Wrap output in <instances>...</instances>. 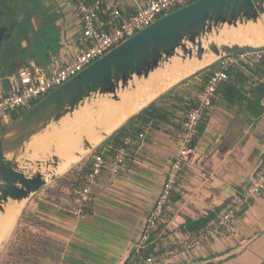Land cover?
<instances>
[{"label":"crops","instance_id":"0c3cea01","mask_svg":"<svg viewBox=\"0 0 264 264\" xmlns=\"http://www.w3.org/2000/svg\"><path fill=\"white\" fill-rule=\"evenodd\" d=\"M43 1V14L35 13L14 37L20 43L18 53L21 55L17 60L10 57L0 62L2 90L7 89L8 75L19 67L37 64L55 68L82 46L79 42L81 24L68 0ZM116 1L126 15L134 13L148 0ZM53 3L58 4L59 13L52 12ZM46 15L48 19L58 17L56 31H52V27L47 29L50 22L43 21ZM16 21L18 24V19ZM29 27L36 32L41 30L42 34V38L36 40L37 46L31 49L28 47L34 39L30 37ZM231 82L245 96L253 97L252 83L248 81L245 86L242 81ZM261 104L264 107V99ZM205 122L196 155L186 164L174 195L179 199H172L162 217L156 235L158 249L197 233L183 230L189 219L215 215L210 223L215 221L230 200L248 187L256 173L264 168V112L255 115L248 99L232 103L224 92H219ZM165 126L152 128L144 140L134 141L125 168L118 175L110 171L112 155L106 150L109 138L98 148L105 153L108 164L96 180L85 217L72 214L73 202L71 196L65 194L67 188L63 192L48 189L42 192V197L30 202L25 210L27 220L39 223L30 229L49 238L52 245L44 248L45 256H34L20 264H133L136 258L132 248L142 234L177 152V139L168 134L174 135L177 129L169 124ZM144 130L145 127L137 134ZM164 264H264V191L218 234Z\"/></svg>","mask_w":264,"mask_h":264},{"label":"water","instance_id":"95a60500","mask_svg":"<svg viewBox=\"0 0 264 264\" xmlns=\"http://www.w3.org/2000/svg\"><path fill=\"white\" fill-rule=\"evenodd\" d=\"M5 6L0 4L1 12ZM263 20L264 0H196L140 30L51 92L0 136V214L11 203L31 200L99 144L84 139L85 154L76 153L81 159L64 173L58 172L63 160L56 153L54 135L66 119L75 120L89 107L97 109L101 100L119 102L120 91L134 89L136 80H147L175 61L184 65L211 55L217 62L264 47L227 42L224 36L226 31L257 27ZM110 135L105 133L102 140Z\"/></svg>","mask_w":264,"mask_h":264},{"label":"built area","instance_id":"2783aa9c","mask_svg":"<svg viewBox=\"0 0 264 264\" xmlns=\"http://www.w3.org/2000/svg\"><path fill=\"white\" fill-rule=\"evenodd\" d=\"M194 1L196 0H148L134 13L125 15L119 8L120 2L116 0H68L81 24L79 38L81 48L58 67L50 69L42 65L29 64L8 75L7 89L0 88V127H8L40 100L140 30ZM261 65L264 66V47L232 54L217 61V68L208 76L195 105L188 110L176 136L177 152L161 193L145 220L142 234L132 248V254H138L133 264H164L184 251L195 249L235 221L250 202L264 191L262 168L256 173L250 185L230 200L215 221L201 231L179 239L170 247L159 249L155 254L143 255L145 249L157 241L156 235L165 210L179 187L186 164L196 155L195 142L199 127L213 108L221 86L230 81L233 70L249 71ZM261 81L264 82V76ZM150 128V124H147L145 130L139 134L130 130L119 144L115 143L106 149L112 153L110 170L113 174L118 175L122 172L130 146L137 138L144 140ZM107 164L103 151L93 154L91 165L72 200V214L75 217H85L88 214L87 207L92 202L96 180Z\"/></svg>","mask_w":264,"mask_h":264},{"label":"trees","instance_id":"16d2710c","mask_svg":"<svg viewBox=\"0 0 264 264\" xmlns=\"http://www.w3.org/2000/svg\"><path fill=\"white\" fill-rule=\"evenodd\" d=\"M216 65L217 63H215L214 66L207 67L200 72H197L195 75L189 78L190 80L193 79V77L197 78L196 81L200 84L199 92L202 91L208 76L212 73ZM206 70H209V72L207 73L205 80L203 81L202 79L200 80V78L198 79V75ZM263 76V65L249 71L240 69L233 70L231 72L230 81L223 84L219 92H224V95L232 103H235L242 98L248 99V101L252 103L253 113L255 115H260L264 112V107L261 104L262 99H264V82L261 81ZM189 79L176 86H173L164 94L158 96L148 106L143 108L137 115L131 117L129 121L126 122V124L115 131L108 140H112V142L115 143H120L130 130L133 133H138L144 127H146L147 124H150L151 126L149 130L152 128L163 129L166 127V124L172 125L177 129L175 131V135L177 136L179 130L181 129L182 121H185L188 110L194 106L197 101L195 94H192L190 97L187 96L190 94L189 91H186L188 89L186 86L190 85L191 83ZM231 80L242 81L245 83V86L248 81L252 83L254 85V88L252 87L251 90L253 97L248 98V96H245L242 90L237 88V86L233 84ZM205 125L206 122L204 120L199 127V134L195 142L196 144L198 143L199 138L205 129ZM3 129L4 128H2V130ZM88 167L89 166H83L79 170L78 168L72 170L73 173L71 175L77 176L75 181L70 177L68 178V176L66 178H60L57 180L58 183H61V185L69 189L68 192L72 200L75 191L82 184L84 172ZM172 199L178 200L179 197L173 196ZM88 208L89 207H87V210ZM215 217V215H210L198 220L189 219L184 225L183 230L186 232H199L205 228ZM36 225L38 226L39 223L36 222ZM51 243L52 241L49 238L42 236V234L34 232L30 228L20 226L19 219V222L13 232L11 248L8 251V258L5 264H20L22 262L31 260L34 256H45L46 252L44 248L48 246L50 247L52 245ZM158 250L157 243H153L149 245L147 249H145L143 255L146 256L153 252H157ZM133 256L138 257V254L135 253Z\"/></svg>","mask_w":264,"mask_h":264},{"label":"bare ground","instance_id":"6f19581e","mask_svg":"<svg viewBox=\"0 0 264 264\" xmlns=\"http://www.w3.org/2000/svg\"><path fill=\"white\" fill-rule=\"evenodd\" d=\"M258 27H247L244 31H226L227 42L240 44H251L255 46L264 45V20ZM242 32V34L238 33ZM213 56H206L202 61H188L182 65L175 61L174 65L167 66L165 70H159L149 79L136 80L134 89L120 91V101L101 100L97 109L89 107L78 113L75 120L66 121L71 130L58 140L56 153L62 158L63 163L58 167V172L64 173L71 163L78 161L81 157L76 153L85 154L82 149V141L88 139L91 143L97 144L102 140L105 133L110 134L118 128L131 115L138 113L148 106L158 96L177 85L184 78L196 73L214 62ZM64 146V147H63ZM66 147H70L67 149ZM37 150V149H36ZM24 202L11 203L6 213L0 214V246L7 241L22 214Z\"/></svg>","mask_w":264,"mask_h":264},{"label":"rangeland","instance_id":"374dc122","mask_svg":"<svg viewBox=\"0 0 264 264\" xmlns=\"http://www.w3.org/2000/svg\"><path fill=\"white\" fill-rule=\"evenodd\" d=\"M53 2V0H50ZM9 2V6H5L6 8H4V10L1 12L0 11V25L3 24L4 27L6 28H10V27H13V21L15 19H18V24L15 25V28H13V31H12V28L10 29V31H6L7 33L6 34H3L2 35V38L0 37V62H2L3 60L7 59V58H10L12 57V59L14 60H17L18 59V56L21 55V53H18L19 49V44L20 43H17L16 39L14 37H16V35L21 32V30L23 28H25V26H27L29 20L31 17H33V15H35V13H39V14H43V3L44 1L42 0V3H41V0H8ZM32 7V8H30ZM58 4L57 3H53V10L52 12H57L59 13V9H58ZM72 8V7H71ZM49 11V10H48ZM49 21L50 23L47 24V29H50V27H52V31H56V22L58 20V17L56 16H53L52 19L49 18L48 19V16L46 15V17L43 18V21ZM55 21V22H53ZM17 22V21H16ZM55 23V24H54ZM263 23H260V25H262ZM259 25V26H260ZM54 26V27H53ZM22 27V28H21ZM56 27V28H55ZM250 27H253V26H250ZM258 27V26H257ZM35 28V27H34ZM29 30L28 31L30 33V37L32 39H34V42L31 41L30 45H29V49H31L32 47L35 48L37 46V41L36 40H40V38H42V34H40L41 30H39V32H36L33 27H29ZM26 31V30H25ZM44 31V28H42V32ZM36 33H38L36 36ZM236 33V31L234 32ZM56 35L58 34V32L55 33ZM225 34V33H224ZM39 43V41H38ZM27 48V49H28ZM26 49V50H27ZM28 49V50H29ZM27 50V51H28ZM217 63V62H214V63H211L210 65L206 66L205 68L207 67H211V66H214V64ZM203 68V69H205ZM213 68V67H212ZM215 68H217V65L215 66ZM214 68V69H215ZM201 69V70H203ZM201 70L197 71V72H200ZM196 72V73H197ZM209 72V70H206L204 72H202L201 74L198 75V78H200V80L202 79L203 81L205 80V78L207 77V73ZM196 73L184 78L183 80H181L178 84L184 82L185 80H188L191 76L195 75ZM190 80V79H189ZM197 78L193 77V79H191V83L190 85L186 86V88H188L186 91H189L190 94H188L187 96H191L192 94H197L199 92V87H200V84L196 81ZM177 84V85H178ZM176 86V85H175ZM172 88V87H171ZM170 88V89H171ZM185 88V87H184ZM168 91V90H167ZM165 93V92H164ZM163 93V94H164ZM162 95V94H161ZM41 101V100H40ZM29 110V109H28ZM27 110V111H28ZM26 111V112H27ZM140 112V111H139ZM138 112V113H139ZM138 113H135L133 115H131L130 117H128L124 123H122L118 128L114 129L111 133L114 134L115 131H117L119 128H121L124 124H126V122L129 121V119L135 115H137ZM69 120V119H66L64 122H63V129L58 131L59 133H56L54 136H56L55 138V143L59 144L61 143L60 139L63 138V136L66 135V133H68L70 130H71V127L69 126V124L67 123L66 125V121ZM182 127V125H181ZM7 128V126L2 130V128L0 127V136L1 134L4 132V130ZM110 133V134H111ZM168 134L170 136H172V138H175L176 135H172L168 132ZM111 136V135H110ZM109 136V137H110ZM108 137V138H109ZM108 138H105L103 139L102 141H97V146L96 148L91 151L83 160H81L79 163H77L74 167H71L66 173H64L60 178H66L68 176V178L70 177L71 179H73L74 181L77 179V176L76 175H71L73 172L72 170L78 168L81 169L83 166H90L91 165V161H92V158H93V154L95 152L98 151V148L99 147H102L104 145V142L108 139ZM102 139V138H101ZM111 141V140H110ZM108 142V146L107 148L110 147V145H113L115 144V142ZM148 143V140L146 141ZM116 144H119V143H116ZM64 147V146H63ZM67 149H70V147H66ZM60 152L58 151L57 149V153ZM107 152H110L111 151H107ZM112 155V153H111ZM80 160V159H79ZM89 168V167H88ZM88 168L86 169V171L88 170ZM86 171L84 172V175L86 173ZM111 171V170H110ZM71 172V173H70ZM83 175V177H84ZM59 178V179H60ZM83 180V178H82ZM66 187H64L63 185H61V183H58L57 180L56 181H53L51 182L48 186L44 187L39 193H37L31 200L27 201L25 204H24V208H23V211H22V214L20 215V226L22 227H27V228H31L32 226H37L36 225V221L34 220H31V222H29V220H27V216H26V213H25V210H27V206L30 204V202H33L34 200L42 197V192L46 193V191L48 189H54L56 191H61L63 192V190L65 189ZM65 194L68 196L69 193L67 191H65ZM19 219H18V222H19ZM17 222V224H18ZM16 224V226H17ZM15 226V228H16ZM15 230V229H14ZM13 230V232H14ZM13 232L10 236V238L5 241L1 246H0V264H5L7 258H8V251L9 249L11 248V240L13 239Z\"/></svg>","mask_w":264,"mask_h":264},{"label":"flooded vegetation","instance_id":"af4514ba","mask_svg":"<svg viewBox=\"0 0 264 264\" xmlns=\"http://www.w3.org/2000/svg\"><path fill=\"white\" fill-rule=\"evenodd\" d=\"M0 4H1V6H4V5H6V6H9V2H8V0H1L0 1ZM17 20V19H16ZM15 23H14V25H13V27H11V28H14L15 27ZM17 26V25H16ZM0 28H4V26H3V24L2 25H0ZM22 28V27H21ZM7 32H4L3 30H1L0 31V37L2 38V35L3 34H6ZM1 43V42H0ZM0 50H1V48H0Z\"/></svg>","mask_w":264,"mask_h":264}]
</instances>
